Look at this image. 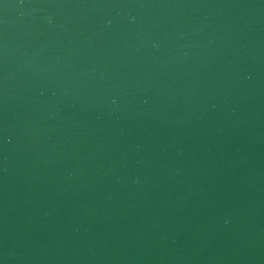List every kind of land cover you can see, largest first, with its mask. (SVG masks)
<instances>
[{
	"label": "water",
	"instance_id": "1",
	"mask_svg": "<svg viewBox=\"0 0 264 264\" xmlns=\"http://www.w3.org/2000/svg\"><path fill=\"white\" fill-rule=\"evenodd\" d=\"M0 264H264V0H0Z\"/></svg>",
	"mask_w": 264,
	"mask_h": 264
}]
</instances>
